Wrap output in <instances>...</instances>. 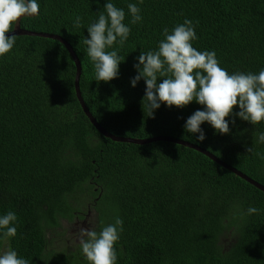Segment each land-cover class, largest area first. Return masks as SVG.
Returning a JSON list of instances; mask_svg holds the SVG:
<instances>
[{"label": "trees", "instance_id": "1", "mask_svg": "<svg viewBox=\"0 0 264 264\" xmlns=\"http://www.w3.org/2000/svg\"><path fill=\"white\" fill-rule=\"evenodd\" d=\"M114 2L129 22L127 4L136 0ZM104 3L40 0V14L22 18L21 26L71 44L82 64L84 101L109 132L187 140L264 185V144L255 142L264 121L226 117L228 134L205 122L206 139L197 142L198 134L187 133L184 124L202 105L193 101L165 113L162 104L148 117L144 80L130 83L140 50L156 49L162 29L186 18L196 28L194 47L214 50L230 73L258 72L264 68V0H144L143 22L131 26L119 48L125 57L119 76L97 82L83 40ZM76 16L82 17L80 28L73 24ZM16 36L13 49L0 57V214L14 211L19 223L16 237L0 240V252L11 246L30 264H89L66 233L76 218L95 210L92 223L99 229L117 215L123 219L118 264H264V191L194 148L105 137L80 104L65 44ZM250 205L259 212L245 215Z\"/></svg>", "mask_w": 264, "mask_h": 264}, {"label": "clouds", "instance_id": "2", "mask_svg": "<svg viewBox=\"0 0 264 264\" xmlns=\"http://www.w3.org/2000/svg\"><path fill=\"white\" fill-rule=\"evenodd\" d=\"M96 2L99 4L100 0ZM143 2L136 0L135 3L127 4V15L131 16V20L125 23V9L118 7L114 0H105L102 10L87 25L88 35L84 37L83 43L87 56L93 62L95 81L108 82L119 76V66L125 60L119 55V48L128 41L131 26L143 22L139 6ZM39 14L40 0H0V57L9 53L16 44L15 34L6 35L13 32L14 25L21 18ZM73 24L76 28L82 27V17L76 16ZM162 36L156 49L140 50L136 57L137 63L134 64L137 75L130 81L131 86L136 87L141 79L144 80L146 88L142 103L148 110V117H154L155 110L162 104L169 108H183L195 101L203 108L186 119L184 129L187 133L198 134L197 142L206 139L201 127L205 122L217 133L228 134L230 122L226 117L235 115L253 125L264 121V68L258 72L230 73L220 65L214 50L201 51L194 47L193 42L198 40V36L191 19L186 18L171 30L164 27ZM237 105L239 111L234 113V106ZM165 113L173 112L167 109ZM231 122L235 123L234 120ZM255 142L264 144V132L258 134ZM247 151L253 152V146ZM258 212L257 207L250 205L244 214L251 216ZM86 221L76 218L66 237L75 238L89 264H118L115 245L123 232V219L117 215L114 222L101 229H96V223H93L90 229L80 228L77 237L71 234V230L80 222L85 227L90 226ZM18 223L16 212L9 210L0 214V240L16 237ZM0 264L30 262L9 246L0 252Z\"/></svg>", "mask_w": 264, "mask_h": 264}, {"label": "water", "instance_id": "3", "mask_svg": "<svg viewBox=\"0 0 264 264\" xmlns=\"http://www.w3.org/2000/svg\"><path fill=\"white\" fill-rule=\"evenodd\" d=\"M22 20V18H21ZM21 20L17 22L16 25H14L13 27V32L7 33L6 35H11V34H15V35H35V36H46V37H51L54 39H58L59 41H61L63 44H65V46L67 47L68 51L70 52V54L73 57V60L75 62V66H76V75H75V89H76V94L77 97L80 101V104L84 110V112L86 113V115L88 116V118L90 119V121L93 123L94 126L97 127V129L105 136L108 138H111L115 141H121V142H133V143H137V144H148L154 141H158V140H167V141H172L175 143H179L182 144L184 146L190 147V148H194L202 153H204L205 155H207L208 157L212 158L214 161L220 163L221 165H223L224 167H226L227 169L233 171L234 173H236L237 175H239L240 177L246 179L248 182H250L251 184H253L254 186L258 187L259 189H261L262 191H264V185L259 183L258 181H256L255 179L249 177L248 175H246L244 172L238 170L236 167L226 163L225 161H223L222 159H220L219 157H217L216 154L212 153L211 151H209L208 149L199 146L197 144H194L192 142H189L187 140L184 139H178V138H172V137H168V136H155V137H149V138H133V137H128V136H121V135H115L111 132H109L108 130H106L98 121L97 119L94 117V115L92 114V112L89 110L86 102L84 101V98L82 96V92L80 89V77L82 74V64L81 61L79 59V57L77 56L75 50L73 49V47L71 46V44L65 39L63 38L61 35L59 34H49V33H41V32H36L34 30H29V29H25L21 26ZM78 240V239H77Z\"/></svg>", "mask_w": 264, "mask_h": 264}, {"label": "rangeland", "instance_id": "4", "mask_svg": "<svg viewBox=\"0 0 264 264\" xmlns=\"http://www.w3.org/2000/svg\"><path fill=\"white\" fill-rule=\"evenodd\" d=\"M162 109H168V110H171V111L174 112V107L173 106L171 108H169L166 105H163ZM93 220H98V216H97V213H96L95 210H92V211L90 210V211H88L87 221H86V224H89L90 226L85 227L84 224H82V222H80L71 230V234L77 237L78 236L77 233L79 232L80 228L90 229L92 227V225H93V223H92ZM97 224L98 223L96 221V227H95L96 229L99 228V226H97ZM55 237H57V236L55 235ZM57 238H59V237H57Z\"/></svg>", "mask_w": 264, "mask_h": 264}]
</instances>
